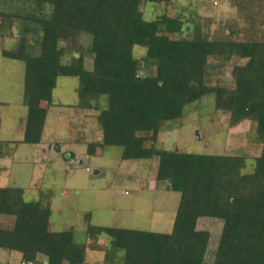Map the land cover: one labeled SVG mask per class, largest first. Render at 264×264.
I'll list each match as a JSON object with an SVG mask.
<instances>
[{
    "label": "trees",
    "instance_id": "trees-1",
    "mask_svg": "<svg viewBox=\"0 0 264 264\" xmlns=\"http://www.w3.org/2000/svg\"><path fill=\"white\" fill-rule=\"evenodd\" d=\"M231 2L233 17L202 22L182 12L144 19L148 4L173 0H0V38H17L0 52L25 66L26 108L22 140L0 141V160L10 143L41 144L58 78H78L77 107L97 111L102 134L87 154L118 147L124 161L157 159L156 181L180 196L168 234L98 227L87 215L79 241L74 229L53 231L51 192L27 201L22 188L0 187V250L21 254L22 264H205L211 234L199 221L211 219L222 223L213 264H264V0ZM234 59L245 63L233 67V86L216 81ZM210 95L229 128L250 124L249 140L262 147L252 171L244 156L158 147L164 125ZM88 250L104 262L90 263Z\"/></svg>",
    "mask_w": 264,
    "mask_h": 264
},
{
    "label": "rangeland",
    "instance_id": "rangeland-1",
    "mask_svg": "<svg viewBox=\"0 0 264 264\" xmlns=\"http://www.w3.org/2000/svg\"><path fill=\"white\" fill-rule=\"evenodd\" d=\"M143 11L147 21L155 20L165 12L172 17L182 12L188 19L202 22H215L236 14L231 0H173L169 8L164 4L158 8L148 4ZM215 28L212 24L210 33ZM16 45L17 38H0V51H11ZM133 54L136 59L142 60L146 49L136 46ZM244 63L232 60L219 71L215 80L232 87L231 71L236 65ZM145 64L141 61L142 66ZM85 66L87 70L92 69L90 58H87ZM144 72L145 75L155 74V68ZM24 74L22 62L6 59L0 52V100L8 104L1 110L9 119L4 126L6 134L2 136L5 141H20L23 137V133L16 130V120L26 119V108L21 105ZM79 85L78 78H58L41 145L10 143L6 152L9 154L10 149V154L14 150L15 153L0 160V165H4L0 170V175L4 172L0 176V186L26 189L27 201L37 200L42 193L51 192L55 197L51 217L53 231L74 229L79 241L84 239L87 215L91 216L90 223L98 227L170 233L180 196L167 190L165 183L156 181L157 159L124 161L121 159L122 149L118 147H97L94 156L87 154L89 144L100 143L102 134L93 115L98 114L97 111H82L79 108L85 112V117L78 112ZM228 121L227 112L214 109V96H207L187 107L181 119L164 125L158 147L194 154L244 156L247 158V170L252 171L254 158L260 155L262 147L249 140L250 124L244 123L231 129ZM9 220L12 221L10 218L4 220L3 225H10ZM199 229L211 234L205 264H213L222 223L201 219ZM106 239L101 236L98 243L105 247ZM90 253L97 256L94 261L89 259L92 263L104 262V253L91 250ZM0 264H22V257L0 250Z\"/></svg>",
    "mask_w": 264,
    "mask_h": 264
},
{
    "label": "crops",
    "instance_id": "crops-1",
    "mask_svg": "<svg viewBox=\"0 0 264 264\" xmlns=\"http://www.w3.org/2000/svg\"><path fill=\"white\" fill-rule=\"evenodd\" d=\"M2 100H0V141H4L5 142V139H3V137L2 136H4L5 134H6V131H5V128H4V126L6 125V122H7V120H9L8 118H6V117H4V114H3V111L1 110V107L2 108H5V107H7V105L8 104H6V103H3V102H1ZM21 105L22 106H24L23 105V100H21ZM79 109V108H78ZM82 110V109H81ZM83 111V110H82ZM82 111H80V109H79V111L78 112H80V115H82L83 117H85V112H82ZM79 115V116H80ZM94 116H96V114H93ZM48 119V118H47ZM85 119V118H84ZM83 118H82V120H84ZM20 120H21V122H20ZM24 119H22V118H20L19 120L17 119L16 120V130L19 132V130L21 129V127H22V124L24 123V121H23ZM46 125V124H45ZM3 135H2V134ZM101 139V138H100ZM99 141H101V140H99ZM6 142H13V141H6ZM23 145V144H22ZM25 145V144H24ZM41 145V144H40ZM31 146H38V145H31ZM15 153V150L13 151V152H11V154H10V149H9V154H6V156H5V158H8L9 156H12L13 154ZM5 158H3V159H5ZM3 159H1V160H3ZM74 159V157H73V155H71V160H73ZM4 166V165H3ZM2 165H0V170L1 169H3L2 167H3ZM2 174H4V172L2 173ZM2 174L0 175V176H2ZM1 188H6L5 186H0ZM17 188H19V187H17ZM23 189V188H22ZM24 190V193H25V190L26 189H23ZM40 197H41V195H40ZM55 197H53V199H54ZM38 200V199H37ZM33 201H35V200H33ZM52 207H53V202H52ZM53 211V210H52ZM13 254H15V256H18V258H20L21 257V254H19V253H13ZM9 256H11V255H9ZM96 254H93V253H90V250H88V252H87V260H92V261H94L95 259H96ZM89 260V261H90ZM91 262V261H90ZM92 263V262H91Z\"/></svg>",
    "mask_w": 264,
    "mask_h": 264
}]
</instances>
